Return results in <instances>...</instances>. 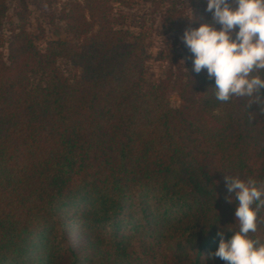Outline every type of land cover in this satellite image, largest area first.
I'll use <instances>...</instances> for the list:
<instances>
[{"label": "trees", "instance_id": "obj_1", "mask_svg": "<svg viewBox=\"0 0 264 264\" xmlns=\"http://www.w3.org/2000/svg\"><path fill=\"white\" fill-rule=\"evenodd\" d=\"M19 1L6 57L0 0V264H225L210 255L238 227L224 176L264 189V89L217 100L184 43L187 69L148 82L144 40L112 0L72 2L70 38L41 49ZM190 5L191 21L168 11L182 35L211 21ZM249 236L264 243V207Z\"/></svg>", "mask_w": 264, "mask_h": 264}, {"label": "clouds", "instance_id": "obj_2", "mask_svg": "<svg viewBox=\"0 0 264 264\" xmlns=\"http://www.w3.org/2000/svg\"><path fill=\"white\" fill-rule=\"evenodd\" d=\"M211 21L184 30L182 40L192 54V71H206L214 80L215 98L233 96L260 99L264 89V0H203ZM230 203L235 198L238 227L217 233L218 247L210 255L225 264H264V243L253 239L264 189L257 181L224 176Z\"/></svg>", "mask_w": 264, "mask_h": 264}, {"label": "rangeland", "instance_id": "obj_3", "mask_svg": "<svg viewBox=\"0 0 264 264\" xmlns=\"http://www.w3.org/2000/svg\"><path fill=\"white\" fill-rule=\"evenodd\" d=\"M6 1L8 11L3 24L6 42L3 52L7 57L9 44L18 25L20 1ZM76 1L82 0H26L29 11L28 29L41 49L46 48L48 41L57 39L56 31L61 32L62 38H70L64 32L65 24L61 20V13ZM112 7L119 25L144 40V70L148 82L158 83L178 66L187 69L182 34L171 28L168 11L174 7L177 13L181 12L191 21L190 0H112ZM58 64L65 75L72 79L75 75L72 65L63 59ZM169 98L173 107L180 105L181 100L176 91H170Z\"/></svg>", "mask_w": 264, "mask_h": 264}]
</instances>
